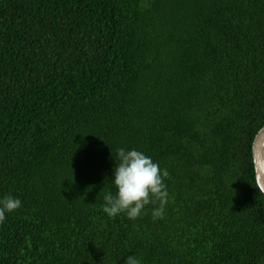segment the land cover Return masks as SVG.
Wrapping results in <instances>:
<instances>
[{
    "label": "trees",
    "instance_id": "1",
    "mask_svg": "<svg viewBox=\"0 0 264 264\" xmlns=\"http://www.w3.org/2000/svg\"><path fill=\"white\" fill-rule=\"evenodd\" d=\"M264 0H0V264H264ZM119 148L169 201L101 205Z\"/></svg>",
    "mask_w": 264,
    "mask_h": 264
},
{
    "label": "clouds",
    "instance_id": "2",
    "mask_svg": "<svg viewBox=\"0 0 264 264\" xmlns=\"http://www.w3.org/2000/svg\"><path fill=\"white\" fill-rule=\"evenodd\" d=\"M251 164L255 186L264 192V125H259L250 145ZM111 183L115 191L103 194L102 211L110 218L123 213L130 220H136L152 205L153 219H163L169 201L165 180L169 176L158 162L137 149H117ZM22 206L20 198L13 195L0 196V222L6 214ZM124 264H142L135 255H129Z\"/></svg>",
    "mask_w": 264,
    "mask_h": 264
},
{
    "label": "water",
    "instance_id": "3",
    "mask_svg": "<svg viewBox=\"0 0 264 264\" xmlns=\"http://www.w3.org/2000/svg\"><path fill=\"white\" fill-rule=\"evenodd\" d=\"M264 193V192H263Z\"/></svg>",
    "mask_w": 264,
    "mask_h": 264
}]
</instances>
